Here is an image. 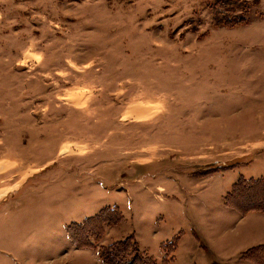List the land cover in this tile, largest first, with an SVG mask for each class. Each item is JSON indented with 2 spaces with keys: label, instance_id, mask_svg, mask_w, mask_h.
<instances>
[{
  "label": "rangeland",
  "instance_id": "rangeland-1",
  "mask_svg": "<svg viewBox=\"0 0 264 264\" xmlns=\"http://www.w3.org/2000/svg\"><path fill=\"white\" fill-rule=\"evenodd\" d=\"M241 176L264 178V0H0V264L65 258L19 220L52 241L113 205L107 243L227 264L253 244L224 201Z\"/></svg>",
  "mask_w": 264,
  "mask_h": 264
},
{
  "label": "trees",
  "instance_id": "trees-1",
  "mask_svg": "<svg viewBox=\"0 0 264 264\" xmlns=\"http://www.w3.org/2000/svg\"><path fill=\"white\" fill-rule=\"evenodd\" d=\"M223 25L235 26L246 18L219 19ZM232 167V166H231ZM223 170L221 167H212L202 171L199 175H208ZM225 204L236 209L241 214L250 211L264 213V178L239 177L224 196ZM124 219L123 213L117 205L105 206L93 216L81 222H71L66 231L77 248L97 249L98 256L104 264H157V259L146 250H142L133 234L125 238L104 244L100 242L105 234L106 227H112ZM179 237L175 236L160 245L163 251L162 261L168 263L174 258ZM242 258L249 259L256 264H264V244L252 246L242 252ZM212 264H219L213 262Z\"/></svg>",
  "mask_w": 264,
  "mask_h": 264
},
{
  "label": "crops",
  "instance_id": "crops-1",
  "mask_svg": "<svg viewBox=\"0 0 264 264\" xmlns=\"http://www.w3.org/2000/svg\"><path fill=\"white\" fill-rule=\"evenodd\" d=\"M221 171H219V172H221ZM229 208H231V207H229ZM231 209L235 210V212H238L234 208H231ZM86 211L88 214H85V215L81 216L80 218L76 219L77 221H74V220H70V221L81 222L85 218L92 216V214L90 212L91 209H87ZM237 214L238 215H236V214L235 215H236V218H238V219H243L246 221L248 219L250 220L249 223L251 224V229L245 231V234L249 235V233H250V236H249V238L246 239V241L250 240V239L253 240V242H252L253 244L251 245V247L256 246V245H260V244H264V213H261L258 211H250L246 214H241L240 212H238ZM254 218H257L259 220V222H255ZM23 220H24L23 222H25L27 224H25L24 226H21L22 220H19L20 223L18 224V226L15 225V230H12V232H17V230L19 229V231L21 233L23 232V239H22V242L20 243L21 248L25 249L28 253H32V251H34V248H35V251H38L39 253H40V250H41V252L44 250L46 254H49L51 251L52 252L55 251L56 254L65 257L63 260H61V262L59 261V262L55 263V262L50 261V262L44 263V264H101L100 261H98L99 256L97 253V249H94V248H77L75 246L74 241L70 238V236L68 235V233L66 231L67 225H65V227L63 229H61L60 231H57V233H55L51 236L52 241L46 240L44 242V241H42V237L40 236V234H41L40 232L43 230V228L39 225H36V226L32 225L29 219H23ZM14 222L17 223V221H14ZM113 227L114 226L106 227V234L104 236L105 242H106L107 235H108V229L113 228ZM193 233L195 234L196 239L201 241V238L199 237L197 232L194 231V229H193ZM133 235L136 238V235L134 232H133ZM33 236L37 237L38 239L35 243H33V245H31V241L33 242V239H32ZM245 237H247V236H245ZM245 237H243V238H245ZM136 240H137V238H136ZM137 242H138V240H137ZM138 244H139V242H138ZM139 246H140V244H139ZM32 247H34V248H32ZM141 249L146 250L149 253V251L147 249H144V248H141ZM246 250H244V249L239 250L236 256L232 255V257H229L228 260H224V261L227 264H256L249 259H245V258L241 257L242 252H244ZM174 258H175V255H174ZM174 258L170 262L174 261ZM99 260H100V258H99ZM218 260H220V259L218 258ZM220 261H222V259ZM40 264H43V263H40ZM102 264H104V263L102 262ZM165 264H167V263H165Z\"/></svg>",
  "mask_w": 264,
  "mask_h": 264
}]
</instances>
